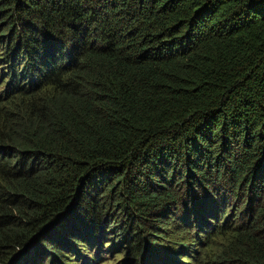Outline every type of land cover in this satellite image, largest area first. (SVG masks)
Listing matches in <instances>:
<instances>
[{
	"label": "trees",
	"instance_id": "16d2710c",
	"mask_svg": "<svg viewBox=\"0 0 264 264\" xmlns=\"http://www.w3.org/2000/svg\"><path fill=\"white\" fill-rule=\"evenodd\" d=\"M217 236L264 264V0H0V264Z\"/></svg>",
	"mask_w": 264,
	"mask_h": 264
},
{
	"label": "rangeland",
	"instance_id": "374dc122",
	"mask_svg": "<svg viewBox=\"0 0 264 264\" xmlns=\"http://www.w3.org/2000/svg\"><path fill=\"white\" fill-rule=\"evenodd\" d=\"M223 241L224 240L222 239V237L217 236L212 240V242H210V248L204 250L202 247V249H201L202 254H201V257L198 258V262L201 261L200 264H202V262H206V255L212 256L214 254L215 250L222 245ZM79 248H80V246L78 247V249ZM145 250L147 251L148 248H146ZM80 251H82L83 254H80L79 257L76 256L75 254L66 255L67 256V262L69 264H84L86 261H88V263H91V264H128L130 262H131V264H137V261H135L133 258H131V256H127L126 251L121 252V250H118L114 254H109L108 252H106L107 250H103L104 254L99 255L98 258L96 259V261H93V262L91 260L85 259L87 256H88V259L93 258V256H92L93 254L91 252V249L89 252V251H86V247H83ZM208 251L212 252V253H208ZM189 263H191V262L189 261ZM178 264H181V263H178Z\"/></svg>",
	"mask_w": 264,
	"mask_h": 264
}]
</instances>
